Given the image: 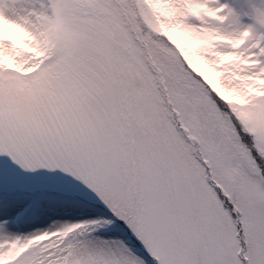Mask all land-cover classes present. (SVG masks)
Masks as SVG:
<instances>
[{"label": "snow or ice", "instance_id": "6c2138e0", "mask_svg": "<svg viewBox=\"0 0 264 264\" xmlns=\"http://www.w3.org/2000/svg\"><path fill=\"white\" fill-rule=\"evenodd\" d=\"M0 264H264V0H0Z\"/></svg>", "mask_w": 264, "mask_h": 264}]
</instances>
